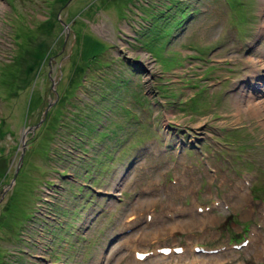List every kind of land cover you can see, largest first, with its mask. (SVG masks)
<instances>
[{"label":"rangeland","instance_id":"rangeland-1","mask_svg":"<svg viewBox=\"0 0 264 264\" xmlns=\"http://www.w3.org/2000/svg\"><path fill=\"white\" fill-rule=\"evenodd\" d=\"M253 103L264 0H0V264H264Z\"/></svg>","mask_w":264,"mask_h":264},{"label":"trees","instance_id":"trees-1","mask_svg":"<svg viewBox=\"0 0 264 264\" xmlns=\"http://www.w3.org/2000/svg\"><path fill=\"white\" fill-rule=\"evenodd\" d=\"M146 29L148 30V28H146ZM161 30H162L161 28H158L157 30H154V35L152 36V40L151 41H153L154 43L155 42L157 43L159 41V39H160V31ZM167 32H172V30H167ZM160 87H162V86H160ZM95 128L96 127H92L91 130L94 131ZM85 152H86V150L84 151V153Z\"/></svg>","mask_w":264,"mask_h":264},{"label":"bare ground","instance_id":"bare-ground-1","mask_svg":"<svg viewBox=\"0 0 264 264\" xmlns=\"http://www.w3.org/2000/svg\"><path fill=\"white\" fill-rule=\"evenodd\" d=\"M250 99V98H249ZM241 100V99H240ZM243 100H245L244 98H243ZM247 101H248V99H247ZM252 102V101H251ZM247 103V102H246ZM238 105V104H237ZM241 104H239V106H240ZM261 107H264V103H253V106H252V108H256V110H258L259 108H261ZM263 109V108H262ZM254 111V110H253ZM259 111V110H258ZM262 111V110H261ZM264 112V111H263ZM258 113V112H257ZM55 124V123H54ZM24 134V133H23ZM239 189L240 190H242L243 189V185L241 184V186L239 187ZM134 255H135V249H134ZM135 257V256H134ZM135 259H136V257H135ZM144 259H147V257H145ZM143 259V260H144ZM136 261H139V259H137Z\"/></svg>","mask_w":264,"mask_h":264},{"label":"water","instance_id":"water-1","mask_svg":"<svg viewBox=\"0 0 264 264\" xmlns=\"http://www.w3.org/2000/svg\"><path fill=\"white\" fill-rule=\"evenodd\" d=\"M46 113H47V110H45L44 114L46 115ZM23 148H24V146H23ZM22 162H23V152H22V154H21V156H20V158H19V164H18V168H17V170H16V173L18 172L19 167L21 166ZM16 173H15V175L12 177V180H11L12 182H15Z\"/></svg>","mask_w":264,"mask_h":264}]
</instances>
